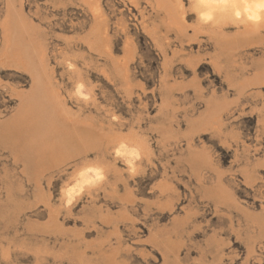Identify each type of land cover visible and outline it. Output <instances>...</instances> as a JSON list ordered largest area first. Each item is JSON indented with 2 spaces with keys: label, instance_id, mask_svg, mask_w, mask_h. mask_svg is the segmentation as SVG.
Wrapping results in <instances>:
<instances>
[{
  "label": "rangeland",
  "instance_id": "1",
  "mask_svg": "<svg viewBox=\"0 0 264 264\" xmlns=\"http://www.w3.org/2000/svg\"><path fill=\"white\" fill-rule=\"evenodd\" d=\"M18 2L58 105L86 132L36 176L12 149L1 124L31 78L1 61L0 0V264H264L262 226L246 220L264 212V82L237 92L260 73L264 28L224 56L215 37L244 25L225 13L204 28L192 0L174 1L167 27L148 0ZM214 102L222 113L204 120ZM120 141L141 150L135 175L114 155ZM86 165L106 179L67 206L62 189ZM216 186L226 200L208 194Z\"/></svg>",
  "mask_w": 264,
  "mask_h": 264
},
{
  "label": "bare ground",
  "instance_id": "2",
  "mask_svg": "<svg viewBox=\"0 0 264 264\" xmlns=\"http://www.w3.org/2000/svg\"><path fill=\"white\" fill-rule=\"evenodd\" d=\"M148 1L151 3V5L154 6L157 12L162 14L161 23L163 26L167 27V25L175 24L177 19H179L178 18L179 16H177L178 12L175 11L176 4H178L176 2L178 0H148ZM18 6H19L18 0H6V9L4 12L5 19H3L2 21L3 34H4V37H3L4 50L2 53L3 56H1L2 57L1 61L7 62V63L9 62V64L17 63L18 65H20L30 75L31 86L27 91L16 92L17 97H18V105H17L16 111L9 118V120L1 124V126H3L4 131L7 132L8 135H11L12 133V139H13V142L11 143L12 149L19 156L20 160H23V162H25L27 166L32 167L33 169L31 171L32 173L31 172L29 173H31L32 176H36L38 175V172L36 171V169L43 167L41 166L42 163H40L41 160L45 158L44 160L53 161L54 159H56L55 158L56 155L55 154L51 155V153H53L55 149L59 148V155H60V152L64 151L67 148V145H69L70 143L77 141V143L81 144L80 142H82L83 136H85L86 130H84L83 127L76 129L73 122L69 120L70 118H68L70 117L69 113L65 109L62 108L63 105H58V103H61V101L58 102L59 100H57L56 98L57 93L55 94L56 92L54 91L55 89H53L52 86L50 87V84H49L50 80L47 83V78H46V76L48 77L47 72L45 71V68L43 69V67H40L41 64L37 60L38 52H37V48L34 47L35 44L33 45V41H34L33 32H31V30H28L29 25L28 26L24 25L23 22H19L20 21L19 19H18V24L16 22V17H18L22 11V10L21 11L19 10ZM221 20H234L235 23L236 22L242 23L245 27L242 30V32L239 33V37L232 38V39H230L231 37L228 38L224 35L215 37L216 44L220 46V49L222 52H225L224 56L225 54L227 55L228 52L230 54V51L232 50V48H237V46L241 45L244 39L250 40L251 38L258 37L260 29L264 28V25L253 26L251 23L241 22L239 20H236L231 14V11L225 14L224 17L221 18ZM100 23L101 22L95 23L94 25L95 28L92 27L93 31L94 29L99 30ZM199 25L203 26L202 24H199ZM178 27H181V26H178ZM205 27L206 25L204 26V28ZM92 29L90 31H92ZM179 30L180 28H178V31ZM99 32L101 31L99 30ZM93 33L90 32L91 35ZM97 33L98 32H96V34ZM96 34L94 33V36L92 35L93 36L92 38L94 39L90 37L91 40H93L92 42H95V44L94 43L92 44L94 46H97V44L103 41V38H101L102 32L99 35L98 34L96 35ZM100 35H101L100 37L101 39L99 38ZM157 35L158 34H155V36ZM212 36H215V35L212 34ZM98 38L101 40V42L99 43H98L99 41ZM4 65L5 64H3V66ZM15 68L19 69V67L17 66ZM259 71L260 73L256 75L252 74V76L254 75L253 77H251L250 75L251 78L249 77L250 80L249 81L247 80L248 81L247 83H242L240 86L238 85L239 87L236 86L239 89L237 92L239 93L241 89H245L244 87H247L251 84H256L258 82L260 83L264 82V62L259 65ZM219 103L220 102H214V104H208L207 110L205 112L206 114L203 116L204 120H207V119L209 120L210 117H211V120H213V118L214 120L218 119L217 117L220 116V113H222V110H223V108H221L223 105L221 104L222 105L221 106ZM79 129L81 131L83 130V134L81 132H78ZM4 133L0 136H4ZM163 134L162 136H164ZM192 155H193L192 159L193 161H195V163L201 166H206V167L209 165L208 160L207 158H205V155H203V153L201 155L198 152L197 153L194 152L192 153ZM194 155L196 157H194ZM42 162L44 163V161ZM54 162L56 161H53V163ZM45 164H47V162ZM30 167H28V170ZM198 174H199V171H198ZM218 188L219 186H216L215 189L213 191L210 190L208 194L214 198L217 194L219 199L222 198L220 199V201L226 200L225 198L226 196H223V195H227L228 192L225 194L223 193L222 190L220 191ZM262 216L263 217H260V215L259 216L249 215L246 218V220L248 219L249 225L255 224L258 226V228L259 226L260 228L262 226L263 231L261 232L260 229L259 231L261 233H264V212H262ZM261 219L263 220L262 222H261Z\"/></svg>",
  "mask_w": 264,
  "mask_h": 264
},
{
  "label": "clouds",
  "instance_id": "3",
  "mask_svg": "<svg viewBox=\"0 0 264 264\" xmlns=\"http://www.w3.org/2000/svg\"><path fill=\"white\" fill-rule=\"evenodd\" d=\"M236 20L264 25V0H192L191 14L202 24H215L219 15L228 13ZM78 86V91H79ZM114 155L127 166L128 172L135 175L137 162L142 158L138 146L120 141L114 149ZM106 179L104 169L99 165H86L73 175L71 182L62 189L65 204L71 206L85 191L102 184Z\"/></svg>",
  "mask_w": 264,
  "mask_h": 264
},
{
  "label": "crops",
  "instance_id": "4",
  "mask_svg": "<svg viewBox=\"0 0 264 264\" xmlns=\"http://www.w3.org/2000/svg\"><path fill=\"white\" fill-rule=\"evenodd\" d=\"M219 211V209H217Z\"/></svg>",
  "mask_w": 264,
  "mask_h": 264
}]
</instances>
